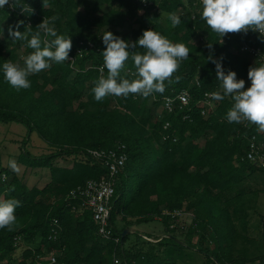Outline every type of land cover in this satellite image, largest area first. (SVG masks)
Returning a JSON list of instances; mask_svg holds the SVG:
<instances>
[{
    "label": "trees",
    "instance_id": "obj_1",
    "mask_svg": "<svg viewBox=\"0 0 264 264\" xmlns=\"http://www.w3.org/2000/svg\"><path fill=\"white\" fill-rule=\"evenodd\" d=\"M12 1L13 9L0 8V124L23 125L27 138L37 133L52 153L33 155L25 149L26 138L18 157V165L26 170L20 176L4 165L0 149V201L21 202L13 230L0 229V264H46L43 259L51 255L57 257L56 264H115V259L120 264H178L186 249L203 254L206 264H264V256L249 258L238 250L242 235L236 224L241 214L248 222L250 213L243 207L253 200L243 185L257 173L264 175L263 168L246 158L253 138L264 148V130L248 121H227L234 104L231 96L213 100L208 116L200 107L206 94H223L215 64L207 57L220 61L225 73L236 72L247 89L249 68L261 64L242 56L240 48L246 43L264 51V39L247 32L221 40L201 18L200 0H164L160 13L144 8L141 0ZM170 13L179 15L178 26L172 27ZM52 16L59 17L54 22L57 34L71 38L69 58L81 42L95 48L74 65L69 60L51 62L49 69L28 77V89L11 87L3 64L23 66L21 57L34 50L27 41H13L9 27L28 32L30 39ZM149 29L190 50L172 82L165 81L163 94L109 95L97 102L92 89L104 63L103 34L110 31L135 42ZM45 39L54 37L41 32V47ZM135 71L129 58L121 76L131 81L137 78ZM103 75L107 77V69ZM185 90L191 95L187 107L160 112L165 98ZM167 123L171 127L165 130ZM121 145L126 146L128 161L112 200L111 226L121 239L116 244L101 238L91 211L71 193L108 174L106 164L88 151L108 152ZM37 170H48L51 182L30 187L26 174ZM183 209L192 214L193 222L180 236L178 227H171L176 221L163 211ZM153 222L164 225L167 237L153 243V236L132 233L134 227Z\"/></svg>",
    "mask_w": 264,
    "mask_h": 264
},
{
    "label": "clouds",
    "instance_id": "obj_2",
    "mask_svg": "<svg viewBox=\"0 0 264 264\" xmlns=\"http://www.w3.org/2000/svg\"><path fill=\"white\" fill-rule=\"evenodd\" d=\"M9 0H0V8H3ZM203 5L201 18L206 21L210 29L217 33L221 40L227 34L247 33L249 30L259 32L264 36V0H201ZM58 16L44 19L36 28L35 34L29 39L28 32H21L9 27V36L13 41H27V47L34 51L26 57H21L23 66L11 61L3 64L5 80L11 87L28 89L31 87L29 76L49 69L51 62L63 63L69 60L72 48L71 38L58 35L54 22ZM172 27L181 23L179 15L170 13ZM22 23V22H21ZM19 24L16 25V29ZM41 32L52 40L45 39L41 47ZM106 46L103 51V66L99 68L101 73L98 81L92 89L97 102L109 95L124 96L139 94L144 98L165 91V81L172 82L173 75L178 71L180 63L189 58V48L183 43H172L160 33L152 29L145 30L142 36L135 42L126 41L106 31L102 36ZM223 42V41H222ZM208 48H212L209 43ZM143 48V53L136 51ZM54 49V50H53ZM134 62L136 79L129 80L121 76L128 59ZM207 60L215 64L216 77L220 81L221 92L211 93L213 100H223L225 96H231L233 107L227 112L229 123L248 121L264 130V64L251 66L248 70L250 87L245 89V81L237 79V74L229 70L225 73L220 61L212 55ZM107 69V77L103 73ZM180 78L176 77L178 81ZM9 167L19 172L15 161L9 162ZM14 190V189H13ZM21 202L17 199L0 201V229L13 230L16 222L15 211Z\"/></svg>",
    "mask_w": 264,
    "mask_h": 264
},
{
    "label": "built area",
    "instance_id": "obj_3",
    "mask_svg": "<svg viewBox=\"0 0 264 264\" xmlns=\"http://www.w3.org/2000/svg\"><path fill=\"white\" fill-rule=\"evenodd\" d=\"M164 0H141V4L144 8L154 7L157 12H161L160 3ZM171 1V0H166ZM187 2L188 0H183ZM201 2V0H200ZM5 6L13 9V1L9 0V3ZM248 32L254 33L264 39L259 32H254L249 30ZM95 48L93 43L86 45L85 42L80 43V48L75 56H71L69 61L74 65L78 58L84 57L85 53L89 49ZM240 54L244 57L250 58L260 64H264V51L260 47H255L248 45L246 43L240 48ZM135 95V94H134ZM136 98L141 97V95L136 94ZM142 98H144L142 96ZM191 95L189 90H185L176 96L167 97L163 101V105L160 112L173 113L177 108L187 107L190 103ZM200 107L202 109V114L208 116V110L213 108V99L211 94H206L205 100L201 102ZM170 124L165 125V130L170 128ZM176 141V140H175ZM93 157L102 160L108 167L107 176L100 180H92L88 182L85 186L79 187L73 190L71 195L75 198L81 199L83 209L90 210L93 216V220L98 227V234L103 240L113 241L119 244L121 239L114 235L111 226V211H112V200L115 195L117 178L128 161V154L126 153V146H118L116 150L112 151H88ZM246 158L252 163L258 165L264 169V148L257 144L255 138L250 143L249 150L247 152ZM191 213L187 210H176L168 211L164 210L163 215L167 218H171L173 221L182 219V217L190 216ZM172 221V222H173ZM173 224V223H172ZM172 228L176 227L174 224ZM263 237H264V225H263ZM46 264H56L57 257L51 255L43 259ZM115 264H120L118 259H115Z\"/></svg>",
    "mask_w": 264,
    "mask_h": 264
},
{
    "label": "rangeland",
    "instance_id": "obj_4",
    "mask_svg": "<svg viewBox=\"0 0 264 264\" xmlns=\"http://www.w3.org/2000/svg\"><path fill=\"white\" fill-rule=\"evenodd\" d=\"M29 131L26 127L20 124H0V149L3 156L4 165L9 167L10 161H15L18 168H19V175L23 176L26 170L24 165H18V157L22 153L23 150V141L27 138ZM27 144L25 149L29 150L35 156H43L51 154L52 151L48 148L47 143L42 140L37 133L30 134V137L27 138ZM26 179L30 187L38 186L44 187L49 182H51V175L48 170H37V171H28L26 174ZM243 190L250 191L246 196L255 198V204H259L260 206H256L253 210L250 211V216H252V227L250 234L255 236V243L257 247L255 248L256 251L253 253H245L244 255L249 258H257L264 256V237H263V225L264 221L260 224L261 220L264 219V175L257 173L251 179H249L244 185ZM256 192V194H254ZM261 192V193H260ZM258 193V194H257ZM257 200V201H256ZM193 222V216L182 217L173 223L175 226L178 227L179 233L178 235L183 236L182 233H186L188 227ZM250 222V223H251ZM237 227L240 233L243 231L242 223L243 221H236ZM147 226V227H146ZM160 227L158 229L160 235H166L165 227L160 222H153L150 224L145 225L146 228L149 227ZM165 233V234H164ZM261 234V239L258 238ZM167 236V235H166ZM153 243L157 241L151 240ZM238 247L244 246V238H240L237 242ZM252 246V245H250ZM260 246V247H259ZM179 264H206V257L198 252L193 250L185 251L180 259ZM208 264V263H207ZM261 264V263H257Z\"/></svg>",
    "mask_w": 264,
    "mask_h": 264
},
{
    "label": "crops",
    "instance_id": "obj_5",
    "mask_svg": "<svg viewBox=\"0 0 264 264\" xmlns=\"http://www.w3.org/2000/svg\"><path fill=\"white\" fill-rule=\"evenodd\" d=\"M254 201H255V198H253V200H251V202H254ZM251 202L247 201L246 202L247 203L246 206L243 207V209L246 210L247 213H250V211L253 210L257 205L260 206V203L259 204H255V203H251ZM243 217H244V215H242V214L238 215L237 220L239 219V221H241V222L243 221V223H242L243 231L241 232V235H242V238L246 239V241L244 242V246H242L241 248L238 247L239 248L238 250L239 251H243L244 253H249L250 254V253H253L254 251H256L255 248L257 247V244L255 243V238L256 237L250 234L251 227H252V224H253V222H251V221H252L253 217L249 216L248 219H247L248 222H246V218H243ZM262 221H264V219L261 220L260 224L262 223ZM146 227H145V225L134 227L133 230H132V233H138V234H140L142 236H153V237H151L152 238L151 240L157 241V242L159 241L158 239H162V238L167 237L166 236L167 235L166 229H165L166 235H160L159 234L160 231H158V229L160 228L159 226L158 227L154 226V227H149V228H146ZM260 236H261V234L259 235L258 238L261 239L262 236L261 237ZM250 245H252V246H250ZM187 250H190V249H186L185 251H187ZM195 252H197V251H195ZM179 262H180V260H179ZM179 262H178V264H179Z\"/></svg>",
    "mask_w": 264,
    "mask_h": 264
},
{
    "label": "water",
    "instance_id": "obj_6",
    "mask_svg": "<svg viewBox=\"0 0 264 264\" xmlns=\"http://www.w3.org/2000/svg\"><path fill=\"white\" fill-rule=\"evenodd\" d=\"M127 233V232H126Z\"/></svg>",
    "mask_w": 264,
    "mask_h": 264
}]
</instances>
